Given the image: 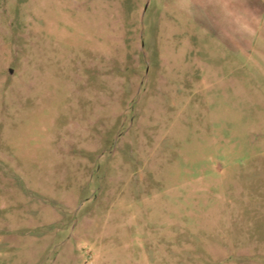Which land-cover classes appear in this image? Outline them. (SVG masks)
<instances>
[{
	"label": "rangeland",
	"instance_id": "rangeland-1",
	"mask_svg": "<svg viewBox=\"0 0 264 264\" xmlns=\"http://www.w3.org/2000/svg\"><path fill=\"white\" fill-rule=\"evenodd\" d=\"M0 264H264V0H0Z\"/></svg>",
	"mask_w": 264,
	"mask_h": 264
}]
</instances>
